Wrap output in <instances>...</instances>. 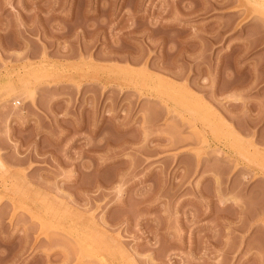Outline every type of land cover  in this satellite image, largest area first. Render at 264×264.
Masks as SVG:
<instances>
[{
    "label": "rangeland",
    "instance_id": "obj_1",
    "mask_svg": "<svg viewBox=\"0 0 264 264\" xmlns=\"http://www.w3.org/2000/svg\"><path fill=\"white\" fill-rule=\"evenodd\" d=\"M0 264H264V0H0Z\"/></svg>",
    "mask_w": 264,
    "mask_h": 264
},
{
    "label": "bare ground",
    "instance_id": "obj_2",
    "mask_svg": "<svg viewBox=\"0 0 264 264\" xmlns=\"http://www.w3.org/2000/svg\"><path fill=\"white\" fill-rule=\"evenodd\" d=\"M114 51H115V50H114ZM143 52H144V51H143ZM143 52H142V53H143ZM76 53H77V52H76ZM112 53H113V52H112ZM127 53H128V52H127ZM115 54H116V53H115ZM135 54H136V52H135ZM106 55H107V54H106ZM131 55H132V53H131ZM71 56H73V55H71ZM111 56H112V55H111ZM113 56H114V55H113ZM126 56H127V55H126ZM137 56H138V55H137ZM145 56H146V54H145ZM96 57H97V56H96ZM105 57H106V56H105ZM115 57H116V56H115ZM121 57H122V56H121ZM121 57H120V58H121ZM99 58H100V57H99ZM103 58H104V57H103ZM107 58H108V57H107ZM108 59H109V58H108ZM111 59H112V58H111ZM113 59H114V58H113ZM118 59H119V58H118ZM121 59H123V58H121ZM127 59H128V58H127ZM127 59L125 58V60H127ZM134 59H135V58H134ZM134 59H133V60H134ZM142 59H144V58H141V60H142ZM128 60H129V59H128ZM101 61H102V60H101ZM123 61H124V60H123ZM134 61H135V60H134ZM137 61H138V60H137ZM125 62H126V61H125ZM132 62H133V61H132ZM139 62H140V60L138 61V64H139ZM152 62H153V61H152ZM120 63H121V62H120ZM129 63H131V61H129ZM135 63H136V62H135ZM140 63H141V62H140ZM151 64H152V63H151ZM155 64H156V63H155ZM159 65H160V64H159ZM136 66H137V65H136ZM149 67H150V64H149ZM153 67H154V66H153ZM157 68H158V66H157ZM161 68H162V67H161ZM156 70H157V69H156ZM123 72L126 73L125 70H123L121 73H123ZM163 72H164V71H163ZM172 73H173V72H172ZM164 74H165V73H164ZM178 75L180 76V74H178ZM213 95H214V94H213ZM220 104H221V103H220ZM229 114H230V113H229Z\"/></svg>",
    "mask_w": 264,
    "mask_h": 264
}]
</instances>
